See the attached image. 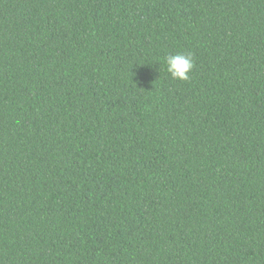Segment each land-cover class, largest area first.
<instances>
[{"label": "trees", "instance_id": "1", "mask_svg": "<svg viewBox=\"0 0 264 264\" xmlns=\"http://www.w3.org/2000/svg\"><path fill=\"white\" fill-rule=\"evenodd\" d=\"M0 264H264V0H0Z\"/></svg>", "mask_w": 264, "mask_h": 264}, {"label": "clouds", "instance_id": "2", "mask_svg": "<svg viewBox=\"0 0 264 264\" xmlns=\"http://www.w3.org/2000/svg\"><path fill=\"white\" fill-rule=\"evenodd\" d=\"M165 71L171 79L187 81L194 68V60L190 53L178 52L166 55L164 58Z\"/></svg>", "mask_w": 264, "mask_h": 264}]
</instances>
